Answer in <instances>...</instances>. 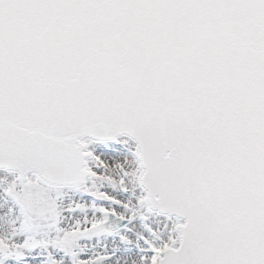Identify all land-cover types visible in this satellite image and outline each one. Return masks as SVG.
Wrapping results in <instances>:
<instances>
[{
  "label": "snow or ice",
  "instance_id": "1",
  "mask_svg": "<svg viewBox=\"0 0 264 264\" xmlns=\"http://www.w3.org/2000/svg\"><path fill=\"white\" fill-rule=\"evenodd\" d=\"M0 264H264V0H0Z\"/></svg>",
  "mask_w": 264,
  "mask_h": 264
}]
</instances>
